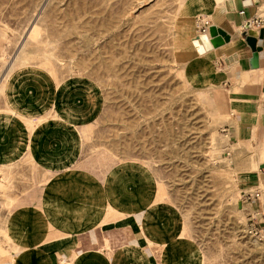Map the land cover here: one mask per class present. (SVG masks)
<instances>
[{
  "label": "rangeland",
  "instance_id": "obj_1",
  "mask_svg": "<svg viewBox=\"0 0 264 264\" xmlns=\"http://www.w3.org/2000/svg\"><path fill=\"white\" fill-rule=\"evenodd\" d=\"M187 16L185 0H0V101L11 74L12 93L16 75L28 88L38 77L56 87L88 84L102 110L80 130V158L91 155L94 171L99 152L147 165L159 180L154 205L178 207L203 264H264L263 123L240 140L230 128L234 115L189 84L180 65L192 55ZM206 26L198 29L209 33ZM255 26L238 32L256 55L250 68L264 67V17ZM248 87L255 112L264 114V77ZM51 115L31 117L30 125ZM244 171L260 173L258 188L257 179L254 187L241 184ZM49 176L28 153L0 165V254L12 203L36 185L34 202ZM180 240L190 252L189 237Z\"/></svg>",
  "mask_w": 264,
  "mask_h": 264
},
{
  "label": "crops",
  "instance_id": "obj_2",
  "mask_svg": "<svg viewBox=\"0 0 264 264\" xmlns=\"http://www.w3.org/2000/svg\"><path fill=\"white\" fill-rule=\"evenodd\" d=\"M185 5L192 55L180 65L189 73L191 86L204 90L208 101L217 98L215 106L222 107V114L234 115L232 134L249 141L259 124L264 127V114L255 112L248 89L264 77V67L250 68L252 53L238 32L264 17V0L247 5L243 0H185ZM199 16L206 27L215 26L227 36L201 54L192 44L203 33L197 32ZM12 75L0 101V165L14 164L28 153L50 176L38 183L34 202L30 199L36 197V185L20 193L9 208L2 242L7 253L0 254V264H203L204 250L187 232L178 207L169 200L160 202L162 207L154 205L159 180L147 165L99 152V169L94 171L91 155L80 158V130L95 124L102 110L92 87L82 82L56 87L38 77L28 88L24 77L16 75L12 93ZM50 109L54 115L30 125L31 117ZM260 150L264 154V144ZM253 179L259 180L258 188L260 173H240L244 187H254ZM183 231L190 252L180 240L187 237Z\"/></svg>",
  "mask_w": 264,
  "mask_h": 264
},
{
  "label": "bare ground",
  "instance_id": "obj_3",
  "mask_svg": "<svg viewBox=\"0 0 264 264\" xmlns=\"http://www.w3.org/2000/svg\"><path fill=\"white\" fill-rule=\"evenodd\" d=\"M250 1H252V0H247V2H249V3H250ZM252 3H253V2H252ZM252 3H251V4H252ZM258 3H259V2H258ZM258 3H257V4H258ZM260 18H262V17H261V16H260V17H257V18H255L254 20H252V21L246 23V24L244 25V27H247V28H255V27H256V26H255V22H258V20H259ZM196 24H197V32H198V31L200 32V30H199L198 28H201V27L204 25V22H203V20L201 19V16L197 17V19H196ZM216 29H217V35H219L220 37H222L223 41L226 40V39H227L226 34H225L222 30H220L219 28L216 27ZM202 34H205V35H206V38L208 39V41L212 38V36L210 35V33H199L196 37H194V38L192 39V44L194 45L196 51H197L198 53H200V54L205 50V48H204V40H202V39H198L199 35L201 36ZM199 38H200V37H199ZM201 40H202V41H201ZM2 59H3V58H2ZM261 168H264V164L261 166ZM261 231L263 232V230H261ZM263 236H264V233H263ZM258 238H259V239H262V236H260V237H258Z\"/></svg>",
  "mask_w": 264,
  "mask_h": 264
},
{
  "label": "water",
  "instance_id": "obj_4",
  "mask_svg": "<svg viewBox=\"0 0 264 264\" xmlns=\"http://www.w3.org/2000/svg\"><path fill=\"white\" fill-rule=\"evenodd\" d=\"M259 1L260 0H252L249 3V2H247V0H243V3L245 5L251 4L252 2L254 4H257ZM209 33L212 36V38L209 41L206 38V35L205 34H202L201 36L199 35L200 38L198 37V39L204 40V48L205 49H210L213 46L216 47V46L220 45L222 43V40H223L222 37H220L219 35H217V29H216L215 26H210L209 27ZM254 62H256V55L254 57H252L251 60H250L251 67H254Z\"/></svg>",
  "mask_w": 264,
  "mask_h": 264
}]
</instances>
